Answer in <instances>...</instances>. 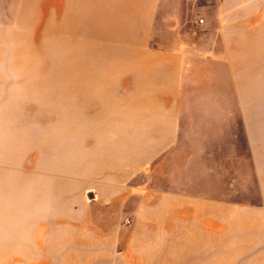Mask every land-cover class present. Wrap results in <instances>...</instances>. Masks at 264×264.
I'll use <instances>...</instances> for the list:
<instances>
[{"label":"crops","instance_id":"1","mask_svg":"<svg viewBox=\"0 0 264 264\" xmlns=\"http://www.w3.org/2000/svg\"><path fill=\"white\" fill-rule=\"evenodd\" d=\"M201 9L192 53L207 92H184L186 47L116 44V65L140 54L162 93L141 108L116 100V136H104L80 164L92 203L81 205L80 230L66 242L72 250L58 259L264 264V0H207ZM218 165L226 181L240 172L256 182L261 203L218 204Z\"/></svg>","mask_w":264,"mask_h":264},{"label":"rangeland","instance_id":"2","mask_svg":"<svg viewBox=\"0 0 264 264\" xmlns=\"http://www.w3.org/2000/svg\"><path fill=\"white\" fill-rule=\"evenodd\" d=\"M206 1L0 0V264L72 263L58 258L93 200L81 162L116 136L117 99L141 108L162 93L140 54L116 65V44L186 47L184 92H207L192 53ZM215 183L218 204L261 203L256 182L226 181L224 165Z\"/></svg>","mask_w":264,"mask_h":264},{"label":"built area","instance_id":"3","mask_svg":"<svg viewBox=\"0 0 264 264\" xmlns=\"http://www.w3.org/2000/svg\"><path fill=\"white\" fill-rule=\"evenodd\" d=\"M205 19L202 17L199 19V23H204ZM125 223L126 224H130L131 223V220L130 219H125Z\"/></svg>","mask_w":264,"mask_h":264}]
</instances>
